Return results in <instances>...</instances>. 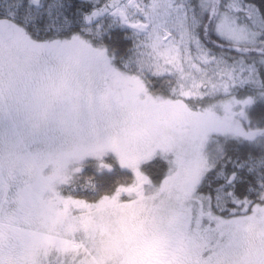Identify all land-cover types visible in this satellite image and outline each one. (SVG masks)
Masks as SVG:
<instances>
[{
	"label": "snow or ice",
	"instance_id": "obj_1",
	"mask_svg": "<svg viewBox=\"0 0 264 264\" xmlns=\"http://www.w3.org/2000/svg\"><path fill=\"white\" fill-rule=\"evenodd\" d=\"M0 264H264V0H0Z\"/></svg>",
	"mask_w": 264,
	"mask_h": 264
}]
</instances>
